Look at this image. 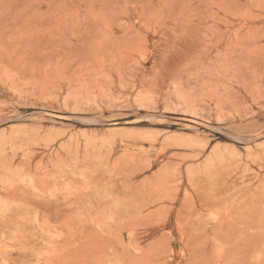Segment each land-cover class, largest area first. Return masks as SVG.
<instances>
[{"label":"rangeland","instance_id":"rangeland-1","mask_svg":"<svg viewBox=\"0 0 264 264\" xmlns=\"http://www.w3.org/2000/svg\"><path fill=\"white\" fill-rule=\"evenodd\" d=\"M0 264H264V0H0Z\"/></svg>","mask_w":264,"mask_h":264}]
</instances>
